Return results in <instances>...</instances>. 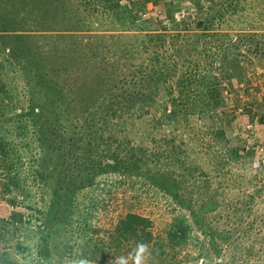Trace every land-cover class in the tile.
Wrapping results in <instances>:
<instances>
[{
    "label": "rangeland",
    "instance_id": "1",
    "mask_svg": "<svg viewBox=\"0 0 264 264\" xmlns=\"http://www.w3.org/2000/svg\"><path fill=\"white\" fill-rule=\"evenodd\" d=\"M159 34L167 42L154 45ZM97 55L177 72L91 132L78 106L103 97L84 73L101 67ZM185 55H207L200 73L225 79L226 142L193 95L187 119L165 110ZM118 144L138 166H101ZM128 212L168 244L164 255L145 247L142 264H264V0H0V253L12 264H136L139 245L115 241ZM177 225L181 242L169 239Z\"/></svg>",
    "mask_w": 264,
    "mask_h": 264
},
{
    "label": "trees",
    "instance_id": "2",
    "mask_svg": "<svg viewBox=\"0 0 264 264\" xmlns=\"http://www.w3.org/2000/svg\"><path fill=\"white\" fill-rule=\"evenodd\" d=\"M206 27L207 26L205 24L202 25V28ZM157 36L158 38H151L154 45H159L160 42H163L164 44L167 42L166 37H162L161 34ZM176 36H182V33H177ZM174 39L175 37L172 40L173 42ZM174 44L176 43L174 42ZM257 44L262 43L258 41ZM257 48L260 50V45H257ZM122 50L125 53L123 55V59H125L126 62L132 61L138 54V50L133 49L132 46L128 49L123 48ZM98 53H101V50H99ZM207 57V55H201V57H199V59L203 58L202 64H208ZM199 59L195 60L190 55L182 57V65L185 66V68L180 76L179 93L175 95V87L173 85L167 86L168 88H166V90L171 93L172 109L166 107L165 110L166 112L169 110V116L179 119L180 116L184 115L187 119L191 105L190 101H192L190 96L193 95L197 106H199L204 113H209L208 116L211 115L212 120L214 121L212 123H217L216 125H213L212 136L217 140H223L226 142L228 139L226 137V131L223 127L222 120H224V117L228 116V114L226 109H221L225 107L224 99L227 89L224 81L225 79L210 69L211 67H208V65L205 68L206 73H200L202 65ZM92 61L93 62L91 63H101V67L96 69L95 66L93 71L85 70L84 73L86 72L85 74L89 77L87 82H91V79L96 81V84L100 88L101 92H103V97L100 100H95L91 103H79L78 106L80 110L78 114L80 118L79 121L86 130H90L91 132L98 129L96 124L99 120H101L102 124L107 125L110 121H114L117 118L125 117L130 114L135 109L137 105L136 103L138 101L142 103V99L145 100V96H148V94L152 92L154 88L153 85L159 86V84H161L162 86V84H166L172 78L173 74L177 72L174 69H170V71L159 69L158 65L155 63L151 69L146 68L145 70L142 66H128L127 71L120 68V65H113V61L109 55H97V57L93 58ZM156 61L159 62L160 59L157 58ZM125 65L127 64L125 63ZM190 65L194 67L190 69ZM196 80L198 81V84L194 82L197 84L196 86H190L187 88L186 84L188 82L194 84L193 81ZM202 81H205V83ZM94 82L86 85V89L90 90V88L95 87ZM76 84L77 86L80 85L78 82H76ZM151 96L152 95H150V97ZM151 99H153V96ZM140 110L149 111L148 108L142 109V105ZM31 114L34 118H37L34 111L31 110ZM216 120H219V122H216ZM93 126L96 129H94ZM99 130L102 132L104 131L102 129H98L97 132ZM98 144L101 145L100 142ZM118 149H120V144L116 147V153L113 159L114 161L102 162L101 166L107 164L110 168H114V170L120 169L123 166L127 171L132 165L138 166L137 160L141 159L140 156L132 152L130 156L126 155L125 157H122V155H119L117 151ZM2 151L6 153L5 146H3ZM93 172L98 173L96 170ZM197 225L203 228L199 224V221L197 222ZM187 234V228L177 225L172 228L169 239L170 241L181 242V238H184L183 235ZM163 240L164 239H161L160 237L155 238L152 230V220L148 216L136 212H128L126 216L120 219L118 225L116 226L115 241L117 243V247L122 244L121 241H127L131 244L137 243L139 246L144 245L146 248L150 249V252L154 255L158 254L156 249L159 248L161 250V254L164 255L168 244L163 242ZM212 242H215V237L212 238ZM175 247L176 245L173 244V248ZM12 261L13 260L9 257L8 252L4 251L0 253V264H12Z\"/></svg>",
    "mask_w": 264,
    "mask_h": 264
},
{
    "label": "clouds",
    "instance_id": "3",
    "mask_svg": "<svg viewBox=\"0 0 264 264\" xmlns=\"http://www.w3.org/2000/svg\"><path fill=\"white\" fill-rule=\"evenodd\" d=\"M145 246L144 245H140L139 246V250L137 252V256H136V264H142V255L145 252ZM120 261V264H123V260L122 258H117ZM79 264H88L87 260H80Z\"/></svg>",
    "mask_w": 264,
    "mask_h": 264
}]
</instances>
